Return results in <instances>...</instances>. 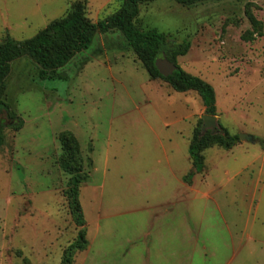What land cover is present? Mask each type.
<instances>
[{"label": "rangeland", "instance_id": "1", "mask_svg": "<svg viewBox=\"0 0 264 264\" xmlns=\"http://www.w3.org/2000/svg\"><path fill=\"white\" fill-rule=\"evenodd\" d=\"M123 1L0 0V41L34 37L75 3L97 23ZM139 18L190 42L177 64L215 92L216 120L202 131L220 124L254 141L204 150L203 171L187 178L201 99L152 79L117 30L58 69L66 81H42L34 61L18 59L3 97L23 127L5 128L0 147V264H61L82 228L60 167L64 132L88 176L78 189L88 246L72 264H146L176 233L185 250L198 245L193 264H264V0H155ZM0 122L10 124L4 111Z\"/></svg>", "mask_w": 264, "mask_h": 264}, {"label": "trees", "instance_id": "2", "mask_svg": "<svg viewBox=\"0 0 264 264\" xmlns=\"http://www.w3.org/2000/svg\"><path fill=\"white\" fill-rule=\"evenodd\" d=\"M155 0H124L120 9L112 16L97 23L88 21L79 3L73 4L61 18L49 23L34 37L17 41L9 35L0 41V112L4 111L10 121L8 126L0 122V147L5 143V128L18 131L23 127V120L16 115L4 101L6 79L11 70V64L23 57H28L38 66L37 76L42 81H66V77L57 72L69 63L77 54L87 50L97 33H107L117 30L125 39L126 45L141 62L143 68L152 79H160L178 93L195 92L201 99L204 114L216 115V100L214 89L199 77L183 71L177 64L179 57L185 56L190 48L186 39L176 42L167 33L153 28H144L139 18V6ZM180 5H193L203 1L222 0H172ZM238 1V0H237ZM254 22L253 18H250ZM255 23V22H254ZM164 56L173 62L177 69L169 76L163 77L155 67V61ZM203 123L199 121L194 128L188 145V156L194 173L204 169L203 151L217 145L229 149L239 141L238 135H231L226 128L218 125L212 134L202 131ZM62 148L60 167L70 176L67 199L69 208L76 223L82 228L76 240L65 249L61 264H72L73 255L84 251L88 246L85 238L86 230L81 207L78 202V189L88 182V176L83 171V159L76 139L71 133H63L59 137Z\"/></svg>", "mask_w": 264, "mask_h": 264}, {"label": "crops", "instance_id": "3", "mask_svg": "<svg viewBox=\"0 0 264 264\" xmlns=\"http://www.w3.org/2000/svg\"><path fill=\"white\" fill-rule=\"evenodd\" d=\"M181 236L176 233L177 243L174 246H168L167 244L162 243L161 236V240L156 243L157 253L155 255V259L153 261L148 259L146 264H193L192 258L194 253L197 251L198 245L194 244L190 250H185L182 242L178 244V240ZM169 250L171 252H168ZM190 252L192 253L190 254Z\"/></svg>", "mask_w": 264, "mask_h": 264}, {"label": "water", "instance_id": "4", "mask_svg": "<svg viewBox=\"0 0 264 264\" xmlns=\"http://www.w3.org/2000/svg\"><path fill=\"white\" fill-rule=\"evenodd\" d=\"M155 67L158 70L159 74L163 77L171 75L177 69L176 65L173 62L167 60L164 56L155 61ZM202 120L204 122L202 129H204L207 124L215 122L216 118L214 116L204 115L202 116ZM238 137L240 141H254L253 138L247 134L242 133L239 134Z\"/></svg>", "mask_w": 264, "mask_h": 264}]
</instances>
